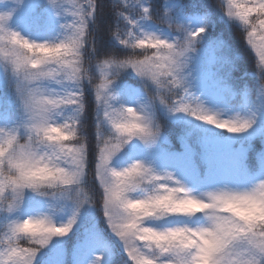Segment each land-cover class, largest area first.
Instances as JSON below:
<instances>
[{
  "label": "clouds",
  "instance_id": "clouds-1",
  "mask_svg": "<svg viewBox=\"0 0 264 264\" xmlns=\"http://www.w3.org/2000/svg\"><path fill=\"white\" fill-rule=\"evenodd\" d=\"M75 3L83 8L87 0ZM228 7L233 21L251 37L259 61H264V12L245 16L252 7L264 8V2L258 5L256 0H228ZM62 28L61 39L43 43L17 32L13 36L14 31L5 27L0 29V67L15 79V92L24 114L23 123L16 129H0V212L19 210L26 191L52 201H70L75 209L86 203L97 204L88 188L89 140L81 124L86 110L84 92L91 88L96 98L97 89L105 82L102 69L107 72V65L115 62L122 66L118 74L107 77L105 91V98L111 97V108L107 115L102 113L95 130L99 132L97 156L101 149L110 156L102 177L99 207L111 222L110 230L123 243L131 264H264V179L245 189L194 195L177 184L172 174L170 178V173H157L143 163H132L121 170L110 166L132 139L145 144L157 139L161 129L150 109L156 103L168 109L161 100L170 83L171 65L180 61L183 66L195 41L174 38L168 43L156 35H137L127 42L125 57L105 56L89 62L83 30L73 21ZM185 47H189L187 52ZM260 68L264 70V63ZM128 69L139 73L137 76L154 89L139 108L113 106L116 97L111 86ZM52 84L60 91L49 87ZM259 87L264 90V80ZM73 89L80 90L81 95H75ZM184 114L232 133L198 115ZM199 115L225 120L207 110ZM233 121L240 124L246 120ZM121 126L139 127L129 136L119 131ZM169 217H199L202 223L164 229L148 225L149 221ZM60 226L48 214L7 223L0 228V264H34Z\"/></svg>",
  "mask_w": 264,
  "mask_h": 264
},
{
  "label": "rangeland",
  "instance_id": "rangeland-1",
  "mask_svg": "<svg viewBox=\"0 0 264 264\" xmlns=\"http://www.w3.org/2000/svg\"><path fill=\"white\" fill-rule=\"evenodd\" d=\"M129 3H135V0H129ZM145 6L148 7L146 2ZM171 7L178 10L177 20L186 25L188 31L194 32L200 28L205 30L204 17L186 18L180 10V4L172 3ZM135 11L136 13L130 16L138 19L139 16L136 15H141V11ZM0 15H9V19L4 24L7 30L17 32L37 43L58 41L64 34L62 25L73 20L63 9L54 8L49 0H0ZM136 31L168 38L177 36L169 31L160 30L149 19L139 20ZM205 37L204 31L184 58L180 72L183 87L177 90L179 95L173 99L183 96V89L186 88L190 93L189 102L199 104L205 110L218 115L220 119L239 118L249 121L251 127L244 133L233 134L194 120L184 113L170 112L161 105L163 113L169 119L188 127L189 134L184 144V152L171 153L165 150L162 147L165 139L160 135L154 142L147 144L139 139H132L113 158L111 167L121 170L132 163H143L157 173L172 174L176 181L194 195L219 189H245L264 179V156L260 160V169L253 176H250L245 164L249 151L246 144L264 137V90L256 95L235 92L224 73L225 61L219 55L220 46L207 44ZM127 71L141 79L131 69ZM49 87L60 91L57 85L52 84ZM110 91L116 97L113 101L114 107L124 105L139 108L147 103V98L139 89L116 80ZM150 113L153 118L151 109ZM82 118L83 116L81 121ZM23 121L24 114L15 92V79L9 71L0 67V129H16ZM104 129L107 132V125ZM43 214L53 216L58 226L67 224L75 218L68 235L54 237L43 249L44 253L49 255V264H65V242L81 228L88 229L89 239L85 246L77 249L74 264L111 263L113 251L99 230L94 206L88 203L75 209L70 201H52L26 191L19 210L13 213L0 212V228L13 220H23ZM200 223L202 220L199 217L192 219L169 217L161 221H149L148 225L164 229L185 224L195 227ZM113 235L119 240L114 233ZM119 243L125 250L120 240ZM42 255H37L34 264L38 263Z\"/></svg>",
  "mask_w": 264,
  "mask_h": 264
},
{
  "label": "trees",
  "instance_id": "trees-1",
  "mask_svg": "<svg viewBox=\"0 0 264 264\" xmlns=\"http://www.w3.org/2000/svg\"><path fill=\"white\" fill-rule=\"evenodd\" d=\"M147 1L152 22L159 28L170 30L173 33H184L175 31L179 26L185 29L177 20V12L170 8V3L179 2L186 17L204 16L206 17V40L210 44L220 46V54L224 59L225 72L231 81L233 88L240 92H251L256 94L260 89L261 80L264 75L259 72V60L253 50L247 44V33L244 32L240 25L230 20L225 14L224 9L220 7L222 0H145ZM97 4V13L94 24L90 25L91 35L89 40L95 41L97 55L99 57L114 56L123 58L128 54V50L120 46L113 37L116 32L121 35L128 30L127 22L118 18L116 13L123 11L125 16L133 15L136 11L125 8L123 2L118 9L113 8V0H95ZM140 16V15H139ZM165 16L167 20H165ZM169 24L173 28H169ZM91 51V46L88 47ZM95 71V69H94ZM119 80L132 84L143 90L147 97L154 94V89L146 85L145 81L131 77L127 72L119 75ZM86 110L83 115L81 124L84 126L90 145V159L94 160V148L96 144V127L98 124L99 107L91 88H86L84 92ZM172 99V98H171ZM155 113V122L159 125L160 135L165 139L164 145L172 152L184 151V141L187 136V129L184 126L176 124L166 118L159 110L160 105H153ZM264 154V138L257 139L250 144L247 155L249 170L256 171L260 156ZM89 186L94 179V163L91 168L87 169ZM98 188V184L96 185ZM97 204L94 205L97 214L99 229L107 242L114 250V260L111 264H131L130 259L124 253L122 246L114 238L108 222L104 217L99 205L101 203L100 194L96 197ZM89 236L88 229L83 228L77 234L72 236L66 242L67 256L66 264H74V251L84 244ZM39 264H49L46 259Z\"/></svg>",
  "mask_w": 264,
  "mask_h": 264
},
{
  "label": "snow or ice",
  "instance_id": "snow-or-ice-1",
  "mask_svg": "<svg viewBox=\"0 0 264 264\" xmlns=\"http://www.w3.org/2000/svg\"><path fill=\"white\" fill-rule=\"evenodd\" d=\"M121 2H123L125 8L135 11L140 10L141 15L137 19L135 16H125L123 11H119L116 13V16L118 18H122V20L127 22V25L129 26L128 30H126L123 35H121L120 32H116L114 34V38L117 40V42L123 46V48L126 49L127 42L131 39H133L137 35H145L148 37L153 36L154 34H145L136 31L139 27V20H146L151 19L150 11L151 9L147 6H145V0H135V3H129V0H113V8L118 9L121 7ZM257 4H261L264 2V0H256ZM49 3L57 9H63L64 12L67 15H70L73 18V25L75 27L81 28L83 30L84 38L86 41V56L89 62H94L97 55V48L95 47V41L89 40V36L91 35V28L90 25L94 24L96 13H97V4L95 0H87V3L84 5L83 8H81L78 4L75 3V0H49ZM64 6H67V8H64ZM221 8H223L224 14L230 19L233 20V14L230 11L228 7V0H222ZM257 12H264V8L261 7H252L249 9V12L245 13V16L249 14H256ZM9 19V15H0V21H3V23H0V29L4 27V24ZM167 20V17L165 16V20L162 22H165ZM243 24H247V20L241 21ZM171 26V24H169ZM178 31L180 33H184L182 36H176L172 38H168L165 36H158L156 37L158 39H163L168 43H172L173 39L175 38L177 41L181 39L186 40H192L196 41L199 39L203 31H200L203 28L197 29L194 32L187 31L186 29H183L179 26ZM246 32V31H245ZM247 33V32H246ZM11 35L15 36L16 33L12 32ZM247 44L250 46L252 50L255 51L256 56H259V53L257 52L256 48L252 44L251 37L247 34ZM91 46V51L88 50V47ZM189 50V47H185L184 52H187ZM183 52L181 53V56H183ZM264 63V61H259V72L261 74H264V70H261L260 64ZM122 65L118 63H113L107 65V72H104L102 69V74L105 76V82L100 85V87L96 91V102L98 107L102 110V113L104 115H107L109 109L111 108V105L109 104V100L111 97L105 98V91L108 87L107 84V77L111 75H116L119 73L120 68ZM181 63L180 61H177L174 65H171L173 68L172 75L170 77V83L167 89H165V98L161 100V103H165L168 105V110L170 112L176 113H190L191 115H198L199 119L206 120L209 124L217 125L220 128L227 129L228 131L232 133H242L244 130L248 127H250V123L248 121H244L240 124H237L233 120H218L215 116H208V115H199V113L204 112L202 106L199 104H196L194 102H189V96L190 93L186 88L183 89L184 95L181 96L179 99H171L172 97L178 96L179 92L178 89H181L183 87V82L180 78V72H181ZM131 68L135 70L136 66L135 64L131 65ZM139 74V73H137ZM73 93L77 96L81 95L80 90H72ZM100 120V117H98V121ZM99 127V124H97V128ZM139 126H121L119 128V131L122 134H127L129 136L134 135L135 131L137 130ZM21 135L24 134V131L22 128L19 129ZM99 132L96 133V144L94 148V160L90 159V145L88 144L87 149V155H86V164L87 169L91 168V165L94 163V179L92 184L89 186L88 182V188L91 193V196L93 199L96 200V197L98 194H100V198L102 199V193L101 188L103 187V173L105 171V167L108 164V161L110 159L109 155H106L103 151V149L100 150L99 157L97 156V148L99 146ZM137 167H140V165H137ZM88 175V172H87ZM169 177L171 178V174H169ZM98 184V188L96 185ZM179 184V182H177ZM182 187V186H181ZM16 210H11L9 213H13ZM75 223V218L70 220L66 225H62L59 227L58 231L54 233L56 237H64L66 236L72 229L73 225ZM109 226H111V222H108Z\"/></svg>",
  "mask_w": 264,
  "mask_h": 264
}]
</instances>
